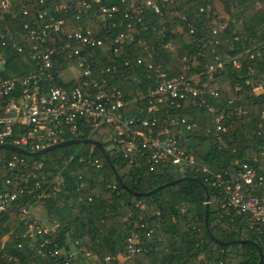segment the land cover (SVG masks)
I'll return each mask as SVG.
<instances>
[{
	"label": "built area",
	"instance_id": "built-area-1",
	"mask_svg": "<svg viewBox=\"0 0 264 264\" xmlns=\"http://www.w3.org/2000/svg\"><path fill=\"white\" fill-rule=\"evenodd\" d=\"M168 1L159 4L154 0H120L129 5L117 18L118 5L100 0H93L99 3L96 12L90 0H0V7L12 8L11 16L20 18L24 30L14 34L7 26L0 28V144L8 142L34 152L59 141L100 132L107 136L111 150L130 163L142 160L150 169L169 164L181 176L201 173L211 185L222 189V206L228 208L227 215H245L248 229L264 235V173L248 162H241L232 176L227 171L213 172L199 165L194 155L179 144L186 140L182 131L195 126L178 113L184 101L215 114L217 140L223 141L226 131L223 121L230 113L217 102L220 89L215 75L223 69L225 61H232L235 66L238 61L230 54H225L224 60L215 54L213 62L201 61V50L189 52L188 48H177L171 38L164 40L166 29L157 30L155 26L151 29L156 32L153 41H147L138 29L149 31L143 20L145 10L161 13ZM35 2L42 8L35 9ZM75 6L80 7L71 13ZM89 22L99 29L90 28ZM227 24L217 23L213 32H225ZM117 28L111 35L112 29ZM106 42L110 45L108 51L104 47ZM132 43L139 45L141 52L133 51ZM167 52L174 55L170 63L164 55ZM14 63L20 65L17 72L12 71ZM168 64L170 69L166 67ZM176 66L180 69L176 70ZM124 67L132 75L125 74ZM115 74L138 82L133 99H126L127 93L112 77ZM235 90L240 91L241 85L237 84ZM253 91L264 96V85L254 86ZM231 103L230 99L226 104ZM129 109L132 111L127 113ZM232 109L237 115L248 112L243 104ZM206 130H210L209 126ZM26 156L15 151L7 159L4 170L10 175L5 183L12 182L13 189L0 190V218L15 211L18 225L24 227L16 237V247L26 246L41 257H51L57 264H102L79 246L76 239L63 240L58 221L32 212L40 215L42 208L37 203L43 204L48 193L44 176L40 175L43 163H32ZM77 159L83 165L80 177L90 173L89 164L95 170L102 167L98 158L82 155ZM74 160L71 155L56 165L50 184L54 191L66 189ZM83 187L84 182L78 186ZM108 187L115 188V184ZM137 205L143 207L141 201ZM139 227L146 229L147 235L153 233L147 221H141ZM141 238L137 230L129 234L126 258L142 250ZM5 248L2 237L3 255ZM261 248L264 264V237ZM8 258L13 264L18 263L16 257ZM109 259L106 257V262Z\"/></svg>",
	"mask_w": 264,
	"mask_h": 264
},
{
	"label": "trees",
	"instance_id": "trees-1",
	"mask_svg": "<svg viewBox=\"0 0 264 264\" xmlns=\"http://www.w3.org/2000/svg\"><path fill=\"white\" fill-rule=\"evenodd\" d=\"M90 1L93 12H96L99 3ZM154 1L162 3V0ZM100 3L117 4V18L129 5V2L122 3L120 0H100ZM79 7L75 6L71 13ZM41 8L35 2V9ZM11 10L0 7V28L7 26L14 34L23 33L20 18L12 17ZM143 20L149 31L145 32L142 27L138 29L147 41H153L156 32L151 29L155 26L157 30L166 29L164 40L171 38L177 48H188L189 52L201 50V61L206 59L209 63L213 62L215 54L223 60L225 54L236 58L238 65L225 61L223 69L215 75L220 89L217 102L230 113L223 121L226 129L223 141L217 140L215 114L191 101H184L178 113L188 122H194L195 126L182 131L186 140L182 139L179 144L194 155L199 165H205L213 172L227 171L232 176L241 162H248L258 172L264 173V96L256 95L253 91L254 86L264 85V0H169L161 13L146 9ZM219 22L228 23L223 33L213 32ZM89 27L99 29L94 22H89ZM177 28L179 32H171ZM117 30L112 29L111 35ZM199 38L204 41H199ZM131 45L133 51L141 52L139 45ZM109 46L108 42L104 44L107 51ZM164 55L169 63L174 58L171 52ZM179 61L180 57L175 56V62L178 64ZM170 65L166 67L170 69ZM11 66L13 72L20 70V65L16 63ZM122 69L128 74L125 67ZM175 69L179 70L180 67L176 66ZM112 77L127 93L126 99H133L138 82L131 78L124 79L122 74ZM237 84L241 85L240 91L235 90ZM230 99L232 103L226 104ZM238 104L247 106L248 112L235 114L232 108ZM131 111L129 109L127 113ZM207 126L210 130H206ZM79 137L102 141L107 148V136L100 132ZM106 151L126 187L121 186L114 177L95 145L71 144L36 156H26L32 163L42 162L44 165L40 175L44 176L48 197L43 204L37 205L41 206L49 221L59 222L63 240L69 237L76 239L79 246L102 264H257L259 256L256 246L239 240L251 239L262 245L264 235L253 234L248 229L245 215H227L228 208L222 206V189L211 185L204 175L188 172L185 176L199 177L206 190L199 182L184 179L149 195L138 196L134 192H148L183 176L169 164H158L150 169L142 160L130 163L117 151ZM13 153L15 151L0 148V190L13 189L12 182L5 183L6 176L10 174L4 170L7 159ZM71 155L75 160L70 165L73 173L67 177V187L60 192L54 191L50 184L55 167ZM82 155L98 158L101 169L95 170L89 164L90 173L80 177L83 165L78 163L77 158ZM75 163L77 167H74ZM82 182L85 187L79 189ZM108 184H115V188L108 187ZM138 201L143 203V207L137 205ZM207 202L208 229L204 222ZM157 210L158 215L154 214ZM17 221L15 211H8L0 218V238H4L6 247V255L0 251V264H13L9 255L17 258V264H57L51 257H41L26 246L23 249L16 247V237L24 230ZM141 221L149 223V227L153 228L152 234L147 235V230L139 227ZM134 230L142 237V250L126 258L127 237ZM106 257L110 258L108 262Z\"/></svg>",
	"mask_w": 264,
	"mask_h": 264
},
{
	"label": "water",
	"instance_id": "water-1",
	"mask_svg": "<svg viewBox=\"0 0 264 264\" xmlns=\"http://www.w3.org/2000/svg\"><path fill=\"white\" fill-rule=\"evenodd\" d=\"M77 143H90V144H93L95 145L102 153L104 159L106 160L107 164L109 165L114 177L117 179V181L121 184V186L123 187H126L125 183L123 182V180L121 179V177L119 176L114 164L111 162L110 158H109V155L105 149V147L103 146L102 142L99 141V140H96V139H93V138H71V139H66V140H63V141H59V142H56V143H53V144H50L46 147H43L41 149H39L38 151H34V152H30L22 147H19L17 145H14L12 143H3V144H0V148H6V149H10V150H14V151H18V152H21V153H24L26 155H30V156H36V155H39V154H43L49 150H52L54 148H57V147H62V146H66V145H71V144H77ZM184 179H193L197 182H199L202 187L206 190V185L201 181V179L197 176H183V177H180V178H177V179H174V180H171V181H168L164 184H161L155 188H153L152 190L148 191V192H134L135 195H138V196H145V195H149L165 186H168V185H171L173 183H176V182H179V181H182ZM208 210H209V204L208 202L206 203L205 205V214H204V222H205V226L206 228L208 229ZM241 241H245V242H251L253 243L257 250H258V262L257 264H263V257H262V248H261V245H259L257 242L251 240V239H245V240H239V242Z\"/></svg>",
	"mask_w": 264,
	"mask_h": 264
},
{
	"label": "rangeland",
	"instance_id": "rangeland-1",
	"mask_svg": "<svg viewBox=\"0 0 264 264\" xmlns=\"http://www.w3.org/2000/svg\"><path fill=\"white\" fill-rule=\"evenodd\" d=\"M106 147H107V149L109 150V149H111V146H110V144L108 143V144H106ZM32 212L34 213V214H36L38 217H40V216H42V217H45V212L44 211H40V215L39 214H37L34 210H32Z\"/></svg>",
	"mask_w": 264,
	"mask_h": 264
}]
</instances>
